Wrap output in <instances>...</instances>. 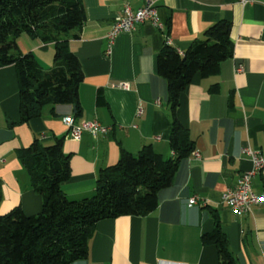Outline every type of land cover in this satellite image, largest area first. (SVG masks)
<instances>
[{
  "label": "crops",
  "instance_id": "1",
  "mask_svg": "<svg viewBox=\"0 0 264 264\" xmlns=\"http://www.w3.org/2000/svg\"><path fill=\"white\" fill-rule=\"evenodd\" d=\"M82 2L86 20L79 38L68 44L83 72L78 117L69 104H47L39 116L21 121L16 70L0 67V215L15 207L34 215L42 208V196L32 188L19 156L34 140L49 145L63 137L70 177L61 189L70 200L91 196L99 171L114 165L122 151L137 154L149 145L171 157L173 117L157 53L165 42L183 53L209 25L225 19L231 23L232 57L215 75L195 74L178 99L176 118L194 149L180 161L170 185L158 192L154 210L98 221L87 256L71 264H222L216 246L201 241L216 224L235 264H264V201L239 215L222 201L252 166L242 149L264 154V0H158L161 27L137 23L116 36L110 53L107 33L115 18L125 5L135 11L142 1ZM18 46L32 52L43 69L52 66L51 44L21 34ZM214 84L216 93L209 90ZM98 90L102 103L96 101ZM66 116L76 123L96 119L108 131L95 136L84 131L76 140L63 121ZM251 188L264 197V167L253 175ZM193 196L196 202L189 205Z\"/></svg>",
  "mask_w": 264,
  "mask_h": 264
},
{
  "label": "trees",
  "instance_id": "2",
  "mask_svg": "<svg viewBox=\"0 0 264 264\" xmlns=\"http://www.w3.org/2000/svg\"><path fill=\"white\" fill-rule=\"evenodd\" d=\"M85 20L82 0H0V67L13 65L16 70L21 121L39 116L47 104H69L74 117L80 115L78 86L83 72L68 44L79 38ZM230 29L228 20H218L183 53L168 42L157 53V72L166 80L173 117L171 157L164 158L149 145L137 154L122 151L114 165L99 171L91 196L70 200L61 189L70 177V155L63 152V137L49 145L34 140L20 150L31 186L42 196V208L34 215H26L19 207L0 215V264H71L87 256L98 221L143 216L156 208L158 192L170 185L178 164L194 149L176 118L179 96L195 74L215 75L221 63L232 57ZM21 34L53 46L49 69H43L32 52L20 50ZM209 90L216 93L218 85ZM96 101L104 102L99 90ZM201 241L216 246L222 264H235L218 224Z\"/></svg>",
  "mask_w": 264,
  "mask_h": 264
},
{
  "label": "built area",
  "instance_id": "3",
  "mask_svg": "<svg viewBox=\"0 0 264 264\" xmlns=\"http://www.w3.org/2000/svg\"><path fill=\"white\" fill-rule=\"evenodd\" d=\"M142 6L133 11L128 5H125L122 14L115 18L108 33V48L107 53L111 51V44L119 33L131 32L137 23L149 21L152 25L161 27L157 14L156 3L158 0H141ZM118 87H127L126 83L116 84ZM69 129L70 136L78 140L84 131L96 135L98 133H106L108 127L103 126L98 120H83L76 123L73 116H66L63 119ZM242 152L249 156L251 168L242 172L235 187L226 190L222 196V201L229 205L236 214L249 212L253 204L264 201V197L255 194L251 188V179L262 167H264V154L258 150L251 148H243ZM196 157H199L197 151L194 152ZM196 202V197H191L188 204Z\"/></svg>",
  "mask_w": 264,
  "mask_h": 264
}]
</instances>
